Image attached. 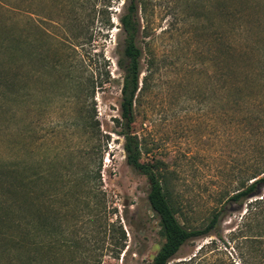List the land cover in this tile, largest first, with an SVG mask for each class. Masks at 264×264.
Here are the masks:
<instances>
[{
	"label": "rangeland",
	"instance_id": "1",
	"mask_svg": "<svg viewBox=\"0 0 264 264\" xmlns=\"http://www.w3.org/2000/svg\"><path fill=\"white\" fill-rule=\"evenodd\" d=\"M145 1L134 126L143 160L167 175L185 227L204 229L224 211L211 235L187 242L170 264L196 255L195 264H252L244 218L255 217L248 204L227 202L247 155L232 88L255 91L244 77L264 50V0ZM102 3L0 0V165L18 163L22 178L48 175L23 188L44 220L36 249L1 243L0 264H149L164 244L149 183L128 166L115 123L126 0ZM23 198L25 219L32 200Z\"/></svg>",
	"mask_w": 264,
	"mask_h": 264
},
{
	"label": "trees",
	"instance_id": "2",
	"mask_svg": "<svg viewBox=\"0 0 264 264\" xmlns=\"http://www.w3.org/2000/svg\"><path fill=\"white\" fill-rule=\"evenodd\" d=\"M119 1V0H118ZM112 0H103L104 7L110 5ZM145 0H126L124 14L120 19L124 33V49L118 62L124 73L122 85V102L120 117L115 119L119 135L124 138V151L129 167L144 176L149 183L148 201L151 209L159 217L160 234L164 244L149 264H170L182 247L190 240L211 235L220 223L223 210L214 214L204 229H189L178 220L179 209L175 206L170 191L168 178L162 172L159 164L145 162L142 141L134 132L136 124V109L139 98L144 90L141 88V63L143 51L138 46L141 32L140 13L145 7ZM105 10H101L104 15ZM90 11L89 18L93 15ZM18 40V39H17ZM18 41H13V44ZM258 65L245 74L244 82H252L253 92H246L239 84H234L232 90L234 98L232 104L244 113V177L238 180V189L229 195L227 202L248 204V212L255 218H244V241L249 244L255 255L252 264H264V50L259 51ZM144 82L147 79L143 80ZM106 83V82H105ZM102 83L101 85H104ZM239 88V89H238ZM233 97V95H232ZM242 106L244 108H242ZM49 171L46 170V173ZM42 170H30L25 178L21 177L18 163L0 165V212L6 211L5 216L0 215V244L7 252L20 249H36L38 233L45 230L44 220L37 218L33 190L23 188L33 185L43 178H47ZM23 197L32 200L31 211L25 219L19 216ZM28 199V198H26ZM23 200V201H22ZM204 248V247H203ZM201 249V252L203 251ZM199 252V254H201ZM204 253H202L203 255ZM198 255L185 264H195ZM18 259V258H17ZM201 260V256H200ZM204 264H216L206 257ZM19 264H34L35 258Z\"/></svg>",
	"mask_w": 264,
	"mask_h": 264
}]
</instances>
